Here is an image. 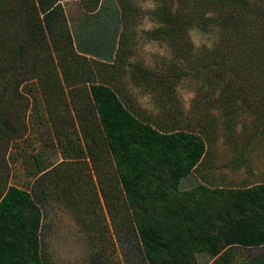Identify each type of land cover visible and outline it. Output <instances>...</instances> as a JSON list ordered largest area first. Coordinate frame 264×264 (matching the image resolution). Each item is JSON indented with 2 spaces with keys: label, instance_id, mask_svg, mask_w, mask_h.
I'll return each mask as SVG.
<instances>
[{
  "label": "trees",
  "instance_id": "trees-1",
  "mask_svg": "<svg viewBox=\"0 0 264 264\" xmlns=\"http://www.w3.org/2000/svg\"><path fill=\"white\" fill-rule=\"evenodd\" d=\"M63 1L68 0H0V264H47L41 251V202L53 194L48 186L53 171L59 201L76 212L77 203L91 210L98 202V222L92 220L90 235H98V264H114L113 235L129 243L123 227L138 235L142 252L141 261L126 264H200L202 254L209 257L208 264H264V176L255 179L257 151L252 145L260 136L231 133L240 110L233 118L234 111L228 113L225 128L230 133L223 137L232 156L223 167L231 168L234 177L207 174L218 135H211L213 122L202 118L214 116L197 109L193 115V104L186 118L189 110L166 104L180 76L172 72L152 79L148 69L140 68L142 80L162 87L155 114L137 109L122 84L124 70L116 64L122 66L119 59L129 40L136 42L137 35L129 29L139 21V0H77L82 14L74 27L67 22ZM176 1L158 0L151 13L160 25L150 32L176 43L189 27L216 31L214 46L203 52L202 68L222 71L227 56L232 63L252 50L250 36L241 33L239 23L226 34L217 33L229 22L221 11L225 0H197L192 11L191 3L181 7ZM223 84L216 88L220 86V94L226 93L231 103L248 94L240 92L241 87L226 91ZM36 87L43 92L40 97L33 93ZM26 88L34 102L45 105L49 90L62 103L65 90L76 88L70 91L73 123L92 162L94 146L98 148L94 179L74 165L66 170H53L44 161L41 165L34 154L32 178L22 181L30 188L10 181H18L16 149L28 125L27 116L15 123L12 112ZM258 111L250 109L255 119H264V111ZM255 123L264 128V120ZM51 125L56 134L62 132L63 125L56 129L55 119ZM74 133L69 131L70 139ZM190 176L195 183L184 188Z\"/></svg>",
  "mask_w": 264,
  "mask_h": 264
},
{
  "label": "rangeland",
  "instance_id": "rangeland-1",
  "mask_svg": "<svg viewBox=\"0 0 264 264\" xmlns=\"http://www.w3.org/2000/svg\"><path fill=\"white\" fill-rule=\"evenodd\" d=\"M159 1L173 5L178 4L176 0ZM196 1L180 0L179 4L182 7L185 3H191L192 9L189 11H192L197 6ZM139 2V21L129 29L132 34L137 35L136 42L133 39L129 40L127 50L123 51L119 59L123 62L122 66L120 62L116 64L124 70L125 78L122 84L125 86L128 95L133 98L136 108L151 114L159 113L156 107L160 100L157 97L158 90H161L162 87L161 85L149 84V80H142L140 78L142 69H148L152 79L155 76L168 75L172 72L179 75L180 79L172 87L174 90L169 93L166 104L176 105L187 112L189 110L186 118H189L192 114L190 108L193 104L196 107L193 109V115L197 109V112L202 110V113H209L214 116L213 118H202L213 122L214 127L210 131L211 135H218L216 141L212 144L213 156L209 162L211 164L209 166L205 164V168L207 174L209 173L215 178L225 173L227 180L233 179L234 174L231 172V168L223 167V163L232 156V148L223 137L225 134L230 133L225 128V117L228 116V113L234 111L233 118L236 115L235 110H240L239 116L237 114L236 117L237 125L231 133L240 135L257 133L255 135L260 136L258 142L252 143L257 151L254 155L257 159L255 179L259 180L260 177L264 176V147L262 146L264 142H261V138L264 137V128L261 129L255 121L264 119H255L251 115L250 109L264 111V0L223 1L221 11L222 14H226V19L229 22L225 25L227 28L225 27L224 30L219 28L218 30L221 32L217 33L219 35L226 34L227 29L233 28L239 23L242 29L241 33L250 36L252 50L247 55L243 54V56L237 57L236 61H232V63L230 57L227 56L226 58L229 59L224 63L225 68L219 72L215 68H202L205 65L202 60L203 52L214 46L216 31L202 32L196 26L189 27L186 29L185 35H182L176 43L159 38V36L154 37V34L152 35L150 31L160 24L156 22L157 20L153 17L151 10L158 0H139ZM62 5L68 24L74 27L82 14L79 1H63ZM224 45L225 43L222 47ZM49 48L52 55H54L55 52L53 53L52 47ZM235 64H237L236 68L232 66ZM220 76H223V80H219ZM222 82H224L223 89L226 91L232 89V87L235 90L241 87L243 91L240 92L248 90L247 96H245V92L244 94L239 93L240 95L231 103V98L226 99L228 96L225 95L226 93L220 94V86L216 88ZM72 90H65L62 103H58L56 92L50 90L47 105L42 102L36 103L27 88L25 90L27 94H22V98L17 100L16 107L12 112L14 122L17 123L24 117L26 120L27 116L28 125L25 135L17 144L18 148L16 149L17 162L20 164L18 181H10L23 184L25 188H30L29 184L22 181L32 178L30 172L36 169L37 163L33 159L34 154L37 155L38 162L41 165L45 162L53 170H66L68 166L74 165L90 172L94 179L92 167L94 161L98 158V148L93 145L95 158L92 162L86 150L87 144L80 138L76 122L73 123L75 117L73 105L70 101V91ZM39 92L43 94L40 88L37 89L36 87L35 91L33 90L37 97L41 96ZM213 92L214 95L209 96ZM245 102L251 105L247 106ZM54 119L56 129L63 125L60 134L53 132L51 122ZM241 122H245L247 126L242 127ZM73 129L75 133L73 139H70L71 136L68 133ZM65 130L67 134H65ZM69 139L74 146L73 150L70 149ZM79 147H81V151H79ZM25 152L30 153L28 158L23 156ZM68 157L76 159L69 161L66 160ZM53 172L50 176L54 180H50V183H48L53 194L46 201L41 202L43 219L40 237L44 261L47 264H98V243L96 242L98 235L93 234L95 239L90 238V235H92V220L98 222V202H93L94 205L91 206V210H88L84 202L77 203V208H80V210L76 212L72 205H66V201H59L56 198L57 186H54L57 177ZM240 175L243 176V173L241 172ZM194 183L195 178L190 176L183 181L182 186L188 188ZM106 221L109 223L108 217H106ZM85 223L86 228L84 227ZM88 227L91 232L88 231ZM121 233L129 243L124 242L122 244L113 235L111 242L113 263L126 264L129 261H141L142 252L136 240L138 235L131 228L124 227L121 229ZM198 260L200 264H208L210 261L209 257L204 254L199 255Z\"/></svg>",
  "mask_w": 264,
  "mask_h": 264
}]
</instances>
